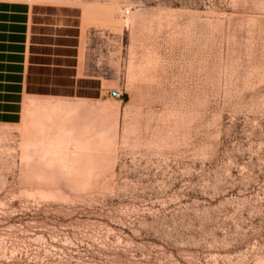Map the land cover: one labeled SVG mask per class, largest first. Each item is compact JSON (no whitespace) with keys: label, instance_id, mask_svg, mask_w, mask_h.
<instances>
[{"label":"rangeland","instance_id":"rangeland-1","mask_svg":"<svg viewBox=\"0 0 264 264\" xmlns=\"http://www.w3.org/2000/svg\"><path fill=\"white\" fill-rule=\"evenodd\" d=\"M0 1L77 8L98 89L0 125V264H264V0Z\"/></svg>","mask_w":264,"mask_h":264},{"label":"crops","instance_id":"crops-1","mask_svg":"<svg viewBox=\"0 0 264 264\" xmlns=\"http://www.w3.org/2000/svg\"><path fill=\"white\" fill-rule=\"evenodd\" d=\"M81 13L71 6L0 1V125L21 121L24 99L91 98L80 65Z\"/></svg>","mask_w":264,"mask_h":264},{"label":"bare ground","instance_id":"bare-ground-1","mask_svg":"<svg viewBox=\"0 0 264 264\" xmlns=\"http://www.w3.org/2000/svg\"><path fill=\"white\" fill-rule=\"evenodd\" d=\"M92 9V8H91ZM89 10V9H88ZM98 10V9H97ZM99 12V11H98ZM102 12V14H104V17H105V14H108L109 13V11H106V10H103V11H101ZM94 13V12H93ZM95 13H96V11H95ZM98 14V13H97ZM103 18V17H102Z\"/></svg>","mask_w":264,"mask_h":264},{"label":"water","instance_id":"water-1","mask_svg":"<svg viewBox=\"0 0 264 264\" xmlns=\"http://www.w3.org/2000/svg\"><path fill=\"white\" fill-rule=\"evenodd\" d=\"M111 96H113V97L116 96L115 92H112V93H111Z\"/></svg>","mask_w":264,"mask_h":264}]
</instances>
